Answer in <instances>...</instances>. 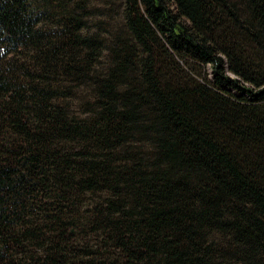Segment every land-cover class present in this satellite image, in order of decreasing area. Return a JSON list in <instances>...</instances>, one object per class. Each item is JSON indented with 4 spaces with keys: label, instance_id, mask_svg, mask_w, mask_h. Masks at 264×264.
<instances>
[{
    "label": "trees",
    "instance_id": "obj_1",
    "mask_svg": "<svg viewBox=\"0 0 264 264\" xmlns=\"http://www.w3.org/2000/svg\"><path fill=\"white\" fill-rule=\"evenodd\" d=\"M0 264H264V0H0Z\"/></svg>",
    "mask_w": 264,
    "mask_h": 264
},
{
    "label": "rangeland",
    "instance_id": "obj_2",
    "mask_svg": "<svg viewBox=\"0 0 264 264\" xmlns=\"http://www.w3.org/2000/svg\"><path fill=\"white\" fill-rule=\"evenodd\" d=\"M211 71H212V70H210V73H212ZM234 93H235L236 95H238V96L240 95L239 92H234Z\"/></svg>",
    "mask_w": 264,
    "mask_h": 264
}]
</instances>
